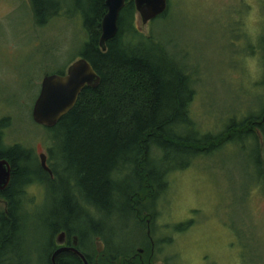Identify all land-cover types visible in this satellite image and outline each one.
<instances>
[{"label": "rangeland", "instance_id": "1", "mask_svg": "<svg viewBox=\"0 0 264 264\" xmlns=\"http://www.w3.org/2000/svg\"><path fill=\"white\" fill-rule=\"evenodd\" d=\"M167 3L163 20L144 25L136 12L135 26L145 36L154 35L190 75L195 88L190 111L198 130L216 136L232 121L259 115L264 108V0ZM82 26L81 20L64 19L37 27L28 0H0L3 142L30 149L38 161L47 152L49 133L33 122L32 108L43 78L66 72L80 58L87 42ZM253 129L257 143L243 138L210 155L177 158V165L189 166L169 172L167 188L150 207L152 238L162 241L150 264H264V134ZM34 185L26 189L24 202L30 211L26 247L34 259L12 264H47L37 258L49 239V196ZM105 225L119 238L133 232L129 243H136V254L143 248L145 229L143 238L139 231L147 221L110 216ZM115 240H107L110 248L120 247ZM96 241L93 237L88 245L92 257Z\"/></svg>", "mask_w": 264, "mask_h": 264}, {"label": "trees", "instance_id": "2", "mask_svg": "<svg viewBox=\"0 0 264 264\" xmlns=\"http://www.w3.org/2000/svg\"><path fill=\"white\" fill-rule=\"evenodd\" d=\"M28 1L37 27L64 19L83 22L87 42L80 58L90 63L101 81L96 89H85L73 110L54 128H44L49 133L45 155L52 176L30 149L4 144V123H0V159L11 166L10 183L1 194L7 212H0V243L7 242L15 256L20 252L13 236L24 230L30 214L24 204L25 192L30 185L39 184L49 196L46 226L50 234L65 229L78 236L88 264L95 259L88 249L93 237L104 246L97 264H150L162 242L152 238L155 214L150 207L154 208L167 188L169 172L189 166V162L177 165V158L210 155L223 144L243 138L257 143L253 128L264 134V108L255 117L232 121L219 135L203 134L190 111L193 80L154 35L138 31L134 0H126L118 33L104 53L99 39L106 0ZM166 14L156 20H163ZM110 216L147 221V227L138 226L142 238L145 229L144 246L148 248H140L143 254H136V243H129L133 232L128 230L129 236L119 238L106 228ZM113 238H118L114 243L119 248L109 247L107 240ZM56 264L75 263L58 255Z\"/></svg>", "mask_w": 264, "mask_h": 264}, {"label": "water", "instance_id": "3", "mask_svg": "<svg viewBox=\"0 0 264 264\" xmlns=\"http://www.w3.org/2000/svg\"><path fill=\"white\" fill-rule=\"evenodd\" d=\"M125 4L126 0H106L105 2L106 13L101 21V36L99 39V47L103 53L107 50L106 44L115 38L118 33V20ZM134 5L144 25L162 16L168 8L167 0H134ZM100 81V77L93 67L83 58L73 62L63 75L45 76L32 108L33 122L46 129L54 128L64 116L73 110L84 90L87 88L96 89ZM39 160L41 168L52 176L47 165L46 155L41 154ZM10 179V164L6 160H0V193L6 190ZM64 238L65 233H60L55 240L56 246H63ZM73 241L74 248L70 250L80 257L83 264H88L86 258L75 249L78 238L75 237ZM97 245L101 248L98 253H101L104 246L99 240H97ZM63 250L59 249L55 252L51 259L52 264H56L55 258ZM138 254H143V250H139Z\"/></svg>", "mask_w": 264, "mask_h": 264}, {"label": "flooded vegetation", "instance_id": "4", "mask_svg": "<svg viewBox=\"0 0 264 264\" xmlns=\"http://www.w3.org/2000/svg\"><path fill=\"white\" fill-rule=\"evenodd\" d=\"M2 193L3 192L0 193V201L4 205V209H3L4 211L3 212L6 213L7 212V210H6L7 204L1 198ZM25 194H27V193L25 192ZM1 229L2 228L0 227V231H1ZM62 232L65 233L64 245L63 246H56V244H55L56 237ZM75 237L78 238V241L76 242L77 246L75 247V249L77 250V252H79L81 255H83V251L80 247L79 237L75 236V235H69L67 230L60 229L55 235H51L50 231H49V239H48L47 245L43 248L42 256H38L37 259L40 261L45 260V262H49L50 264H52L51 259H52V256L55 254V252L58 251L59 249H64L63 252L59 253L58 255L59 256L63 255L65 262L69 263V262L73 261V263L78 264L80 261L83 264L80 257L70 250L71 248H74V245H73L74 241L73 240ZM13 238H14L13 240H16L18 242V245H19L18 251H20V252L17 254V256H15V254H13V249L8 246L9 244L7 242L4 244L0 243V264H12L14 262L22 263V262H29V261L33 260L34 257H31V255H33L32 252L30 253L28 247H26L28 237L24 233V230L20 231L18 234H16V236H13ZM95 245H96L95 247H96L97 255L95 256L93 264H97L98 254H100V253H98V250L101 249L99 247V245H97V241H96ZM103 250H104V247H103ZM12 254H13V256H12ZM19 254H20V257L18 256ZM72 258H74V260ZM55 262H56V258H55Z\"/></svg>", "mask_w": 264, "mask_h": 264}]
</instances>
